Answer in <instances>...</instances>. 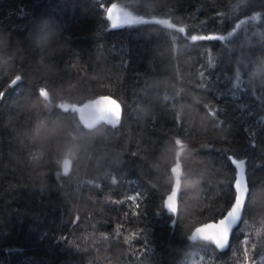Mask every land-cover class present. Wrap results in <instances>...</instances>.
I'll list each match as a JSON object with an SVG mask.
<instances>
[{
  "label": "trees",
  "instance_id": "trees-1",
  "mask_svg": "<svg viewBox=\"0 0 264 264\" xmlns=\"http://www.w3.org/2000/svg\"><path fill=\"white\" fill-rule=\"evenodd\" d=\"M262 60L264 0H0V264H264ZM103 96L121 116L91 128ZM241 167L229 241L191 238Z\"/></svg>",
  "mask_w": 264,
  "mask_h": 264
},
{
  "label": "water",
  "instance_id": "water-1",
  "mask_svg": "<svg viewBox=\"0 0 264 264\" xmlns=\"http://www.w3.org/2000/svg\"><path fill=\"white\" fill-rule=\"evenodd\" d=\"M114 12L115 8L112 5L109 6L107 9L108 15H113ZM62 106L65 107L64 104ZM77 110L80 119L91 128L104 122H116L121 116L119 104L108 96L89 100L81 106H78ZM64 165V170L67 172L69 168V161L66 160ZM239 181L241 182V187L238 189L235 200L228 211L213 224L192 234L191 238L195 239L198 236L206 237L212 243L217 245H223L229 241L231 234L239 226L242 220L243 204L246 197V190L244 188L246 181L244 179V171L242 167ZM181 186L182 181L180 173L176 172L174 174L170 192L166 195L164 200L165 207L174 212L175 215H177L178 212ZM233 221L235 222L233 223Z\"/></svg>",
  "mask_w": 264,
  "mask_h": 264
},
{
  "label": "rangeland",
  "instance_id": "rangeland-1",
  "mask_svg": "<svg viewBox=\"0 0 264 264\" xmlns=\"http://www.w3.org/2000/svg\"><path fill=\"white\" fill-rule=\"evenodd\" d=\"M113 7L115 8V12L113 13V15L110 14L109 16L114 24H125L136 20V17L131 14L127 9L119 5H113ZM240 186L241 184L239 185V187ZM189 260L191 264H205L206 262V259H204L203 254L198 251L193 252Z\"/></svg>",
  "mask_w": 264,
  "mask_h": 264
},
{
  "label": "clouds",
  "instance_id": "clouds-1",
  "mask_svg": "<svg viewBox=\"0 0 264 264\" xmlns=\"http://www.w3.org/2000/svg\"><path fill=\"white\" fill-rule=\"evenodd\" d=\"M262 71H264V60L261 61V64L258 65V68L256 71H254L253 76L259 75ZM60 174L67 175L68 173L64 171L63 165L61 163V172Z\"/></svg>",
  "mask_w": 264,
  "mask_h": 264
},
{
  "label": "snow or ice",
  "instance_id": "snow-or-ice-1",
  "mask_svg": "<svg viewBox=\"0 0 264 264\" xmlns=\"http://www.w3.org/2000/svg\"><path fill=\"white\" fill-rule=\"evenodd\" d=\"M41 93H42V95H44L45 97L47 96V93H46V91L45 90H41ZM178 147H182V145L180 144V142H178ZM235 221H233V223H234Z\"/></svg>",
  "mask_w": 264,
  "mask_h": 264
}]
</instances>
